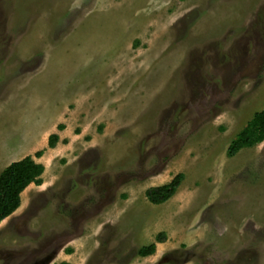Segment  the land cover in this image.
Masks as SVG:
<instances>
[{"label":"rangeland","instance_id":"obj_1","mask_svg":"<svg viewBox=\"0 0 264 264\" xmlns=\"http://www.w3.org/2000/svg\"><path fill=\"white\" fill-rule=\"evenodd\" d=\"M263 109L264 0H0V172L44 166L0 264H264V142L226 156Z\"/></svg>","mask_w":264,"mask_h":264},{"label":"trees","instance_id":"obj_2","mask_svg":"<svg viewBox=\"0 0 264 264\" xmlns=\"http://www.w3.org/2000/svg\"><path fill=\"white\" fill-rule=\"evenodd\" d=\"M62 127H57L61 129ZM59 138L56 134L49 135L47 147L53 149ZM264 142V109L253 114L251 119L230 141L226 149L228 158L234 157L243 149L253 148ZM42 156V151L34 154L35 159ZM31 156L13 162L0 172V223L13 215L20 206V196L31 184L41 185V176L44 172L43 165L36 163ZM183 174H177L164 185L151 187L145 190V199L152 205H161L167 202L177 191L183 181ZM155 241L149 245L142 246L137 255L141 258L151 256L155 252V244L163 243L165 235L159 233ZM59 264H69L61 262Z\"/></svg>","mask_w":264,"mask_h":264},{"label":"flooded vegetation","instance_id":"obj_3","mask_svg":"<svg viewBox=\"0 0 264 264\" xmlns=\"http://www.w3.org/2000/svg\"><path fill=\"white\" fill-rule=\"evenodd\" d=\"M36 233V232H35ZM36 237V236H35ZM65 237H67V235H64L63 236V239L65 240ZM76 238H78V237H76ZM75 239V238H74ZM73 239V240H74ZM46 241V240H45ZM45 243L46 242H42L40 245L41 246H43L41 249L40 248H38V249H40V250H38V251H36V252H30V255H35V254H38L39 252H41V250L45 247ZM39 245V246H40ZM61 249H64L63 248V246H62V248ZM23 250H17V254H16V256L19 258V263L20 264H24L26 261H27V258L25 257L26 255H25V251H23L24 252V254H23V252H22ZM42 254V253H41ZM28 255H29V252H28ZM38 255H40V254H38Z\"/></svg>","mask_w":264,"mask_h":264},{"label":"crops","instance_id":"obj_4","mask_svg":"<svg viewBox=\"0 0 264 264\" xmlns=\"http://www.w3.org/2000/svg\"><path fill=\"white\" fill-rule=\"evenodd\" d=\"M61 141H62V140H61ZM40 158H41V157H40ZM40 158H39L38 160H41V159H42V158H41V159H40ZM41 161H42V160H41ZM41 163H42V162L39 161V164H41ZM41 165H42V164H41ZM43 167H44V166H43ZM168 183H169V182H168ZM163 185H164V184H163ZM180 185H181V184H180ZM178 188H179V187H178ZM173 196H174V195H173ZM173 196H172V197H173ZM172 197H171V198H172ZM193 197H194V198L198 197V194H197V195H193ZM171 198H170V199H171ZM202 199H203V197H202ZM203 200H206V199H203ZM146 201H147V200H146ZM147 202H148V201H147ZM167 202H168V201H167ZM196 202H199V200H196ZM165 204H166V202L163 203V204H161V205H154V206L160 207V206L165 205ZM159 244H160V243H156V245H159Z\"/></svg>","mask_w":264,"mask_h":264}]
</instances>
